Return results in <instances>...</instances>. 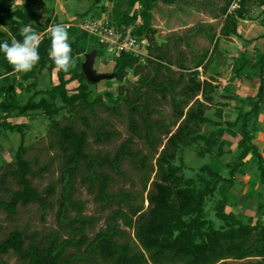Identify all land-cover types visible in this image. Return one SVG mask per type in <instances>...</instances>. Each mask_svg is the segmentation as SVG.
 <instances>
[{
  "label": "trees",
  "instance_id": "obj_1",
  "mask_svg": "<svg viewBox=\"0 0 264 264\" xmlns=\"http://www.w3.org/2000/svg\"><path fill=\"white\" fill-rule=\"evenodd\" d=\"M33 1L26 0L23 6L15 10L5 3L0 4V26L8 29L0 30V41L11 43L12 39L21 40L20 29L28 24L38 34L49 29L50 19L42 26L37 25L39 16L32 7ZM156 1L131 0L132 8L140 5L143 11H136L131 16L123 13L125 22L119 25L135 26L142 19L143 24L134 30V35L139 38L145 36ZM227 1L222 10L225 25L220 37L237 34L239 19L244 18L246 5L254 0H242L240 9L232 14L229 9L234 0ZM68 29L69 36H76V41L71 44L72 57L86 53L78 45L90 35L84 31L78 33L75 27ZM218 39L216 35L210 36L213 51L198 55L192 61L195 64L193 68L186 65L183 54L175 61L170 46L160 45L155 38V43L152 41L148 49L150 59L147 64H142L139 57L130 53H122L116 58L118 81L123 82L130 70L139 80L131 90L125 86L120 88L119 94H126L123 101L130 136L114 153L91 151L89 139L93 136L97 145L120 139V132L114 130L109 121L100 119L96 108L99 106L112 116H120L122 106H107L102 95L91 101L90 83L84 75L82 64L79 70L72 71L71 78L67 80V72L57 67L49 55L51 35L39 41L40 58L33 69L23 72L24 80L35 79L31 87L26 88L29 96L25 99L20 100L17 94L13 66L0 53V94L3 96L0 102V137L9 132L18 133L21 137L15 163L0 168V216L5 214L13 222L21 207L38 205L44 218L53 208L52 201L61 188L57 201L58 229L41 235L29 232L28 227H15L0 242V264H8L5 257L11 253L20 264H264L262 209L256 214L258 218L248 216L247 222H243L235 213L226 212L230 201L223 196L217 199L214 208L216 216L225 222L226 228L217 229L206 215L208 201L218 193L225 194L235 185L237 173L249 155L258 159L264 186V159L252 142L254 136L247 121L249 116L259 113L264 92L263 74L253 109L247 113L240 112L237 121L225 123L226 127L234 128L241 119L244 121L239 155L237 162L230 167V177L224 178L213 168L204 167L201 171L210 180L200 174L197 179H187L183 161L180 166L176 164L181 149H190L201 143L205 147L200 150V155L212 153L215 148H218V156L224 155V143L220 141L222 123L216 124L219 129L212 134L202 133L203 127L212 122L207 112L213 104L217 85L214 80L201 81L200 69H203V73L209 70L213 54L219 47ZM152 45H156L155 48ZM260 64L264 65V56ZM244 69L243 64L237 76H241ZM45 70L49 73L58 70L59 83L51 90L37 91L39 76ZM74 81L86 83L80 86L77 93L70 95L68 86ZM107 96L112 98L114 95L109 93ZM59 103L63 106L59 107ZM165 104L172 108L170 122L156 118L163 114ZM66 108H70V114L75 118L62 124L56 120V116ZM37 112H43L50 119L48 150L55 151L54 160L60 162L59 180L44 191L34 187L32 177H41L49 171L51 163L36 172L32 161L26 158L31 149L25 146L29 126L15 125L9 121L12 114L32 116ZM218 116L222 117L221 110ZM79 124L84 129H80ZM139 142L146 145L148 152L138 148ZM35 164L40 165L39 160ZM126 164L140 175L142 192L123 188L113 191L118 177L127 176L124 170ZM78 183L87 188L103 210H111L106 227L93 238L87 235V230L94 226L96 220L83 216L84 205L75 199ZM223 184L225 189L219 190ZM146 200L149 203L147 208ZM73 212L77 214L75 217L72 216ZM121 223L124 228L134 231L135 239ZM2 232L0 225V235Z\"/></svg>",
  "mask_w": 264,
  "mask_h": 264
},
{
  "label": "rangeland",
  "instance_id": "obj_2",
  "mask_svg": "<svg viewBox=\"0 0 264 264\" xmlns=\"http://www.w3.org/2000/svg\"><path fill=\"white\" fill-rule=\"evenodd\" d=\"M1 1V0H0ZM41 4H36L35 7L38 9L43 8V6H48L49 4V12L48 19L51 22H54L53 26L56 24H65L69 27L77 26L78 33L81 34L83 30L79 27L82 26L86 20L92 19V17L97 14L98 16H102L99 10L97 9L98 1L97 0H39ZM121 1V0H120ZM126 0H122L119 2L117 0V5H121L119 11L116 8L114 10L113 17H115V22L117 24H121V22H125V17L123 12H132L135 8L137 12H142L143 9L140 5L131 8L130 0L127 1L128 4H125ZM237 4L235 5V2ZM10 5L8 7L12 10H15L22 5L25 4L26 0H8ZM54 2L53 4H51ZM59 3L56 5V3ZM110 0H105L103 4L109 3ZM119 2V3H118ZM227 0H157L154 4L152 10V20L150 21L148 28L149 31L147 34L141 38L138 37L139 43L141 47L144 49V56H140L139 60L142 64H147L150 59V53L148 49L150 48L151 44L156 41L164 46L165 44L170 46L171 49V56L172 58L177 61L180 54H183V57L186 58V65L190 68L195 66L192 61L198 57V55L204 52H212L214 49V44L210 40L211 35H216L219 37L218 39V46L221 45V42L225 44L223 37H220L221 30L225 25V15H223V9L228 4ZM242 0H234L230 5L229 13H235L241 7ZM44 3V4H43ZM253 3H248L246 5V10L251 9ZM59 5H61L66 14L64 16L62 11L59 9ZM96 5V6H95ZM125 5V6H124ZM124 6V7H123ZM232 6L236 7V10H233ZM239 6V7H237ZM36 8V9H37ZM53 10L57 11V18H54V15L51 13L54 12ZM134 10V11H135ZM120 15H117V14ZM55 20V21H53ZM101 20V19H100ZM68 21V22H67ZM44 22H38V26L44 25ZM71 22V23H69ZM143 24L142 19L138 21L135 25V29L138 26ZM134 29V30H135ZM86 33V32H85ZM40 36V35H39ZM182 40V41H181ZM223 40V41H222ZM76 41V36H70V42ZM153 41V42H152ZM83 47L86 50V54L76 55L73 58V63L70 65L68 70L66 71V79L69 80L72 76L73 70H79L80 64L86 61V55L92 53L95 49L98 50V57L95 60L94 70L97 74H109L117 76L116 73V51H111L101 45L96 37L90 36L87 40L78 45V47ZM156 45H152V48H155ZM177 47V48H176ZM219 48V47H218ZM109 50V51H108ZM178 51L180 53H178ZM216 50L213 54V62L216 56ZM199 53V54H196ZM211 64V65H212ZM22 73V72H20ZM18 74L19 78L16 81V85L26 86V88L31 87V83L33 80L25 81L22 77V74ZM204 74L209 75L208 73H203V69H200V80L203 81ZM139 80V77L135 76L134 71H128V75L123 82L117 80V78L111 80H104L99 84H91L88 85L89 90L92 93L91 101L95 100L97 96L102 95L105 100V104L107 106H122V114L120 116H112L109 112H106L105 109L101 107H97L96 111L99 115L100 119H105L110 122L113 126L114 130L120 132L121 137L118 140L110 144L105 145H97L94 142L93 136L90 137V150L93 152H112L114 153L118 147L130 136L128 130V117L126 106L124 105L123 99L125 98L126 94H119L120 88L125 86L131 90L133 85H135ZM88 81V80H87ZM24 83V85H23ZM59 83L58 78V70H55L53 73H49L48 70L42 72L39 76L38 80V87L37 91H48L53 88L56 84ZM86 82L81 81H74L68 86V91L70 95H73L79 91V88L82 84ZM24 89L25 91L27 89ZM18 92L21 97H24L26 94L24 93L22 88H18ZM35 90V89H33ZM33 92V91H32ZM112 93L114 96L109 98L107 94ZM57 107V105L55 104ZM63 104L59 103V107H62ZM163 114L161 116H156V118L166 119L167 121H172V108L169 104H165L162 107ZM74 115L70 114V108H66L63 110L58 116H56V120H59L62 124H67L68 122L72 121L75 117ZM10 122L12 124H26L29 126V130L26 132V141L25 146L31 148L29 152L26 154V158L32 161V164L35 168L36 172H40L42 168L46 166V164H50L49 171L44 172L41 177L35 176L32 177L33 185L39 191H44L48 188L51 184L56 183L60 178V162L58 160H54L56 152L49 151V124L50 119L49 117L44 114L43 112H37L32 116H15V118L11 119ZM80 129H84L82 124L78 125ZM175 130V129H174ZM259 131V132H258ZM262 130H257L255 134L259 136V133ZM254 135V134H253ZM9 136V137H8ZM8 137V140H5ZM237 136L233 135L230 140L233 144L237 142ZM4 140V141H3ZM1 141L0 145V168L6 166L8 164L15 163V154L21 144V137L18 133H7L5 137ZM253 142V141H252ZM138 148L146 150V145L143 142H139ZM163 150V147L160 148V152ZM146 152H148L146 150ZM226 155V154H225ZM223 161H219L216 159L215 155L206 156L200 155L199 152H196L193 148H183L179 151V157L176 161L178 166L181 165V161L186 166L184 171L187 179H197L198 174H200L204 179L210 180L207 174L202 173V168L209 167L215 169L217 172L219 171L222 176L225 178L230 177V167L227 165L226 160L229 159V155L224 157ZM39 160L40 165L35 164V162ZM124 170L127 173V176L124 178L117 179L116 183H114L113 191L116 192L119 189H125L127 191L142 192V179L138 172H136L129 164L124 166ZM251 177L256 179L257 182H261V173L258 169V166L252 168L250 172ZM154 176L152 177V181ZM262 184V183H261ZM151 188V184L149 189ZM257 190L254 195L251 197L248 207L246 210H239L234 207H230L227 212L233 211L235 212L238 217H241L243 222H247L248 216H254L255 214L252 212L256 203L259 205L263 200L262 192L263 189ZM246 191H248L246 189ZM246 192H240L239 190H233L230 194L231 197H235L233 199H238L240 196H244ZM61 194V188L57 190L56 196L53 199V208H50L48 213L44 218H42L40 208L38 205H29L28 207H21L19 209V214L12 222L10 221L5 214L0 216V225L3 228V232L0 235V242L17 226L21 228H29V232H38L41 235H45L48 232L54 231L58 229V220L57 214L59 211V206L57 201ZM147 194H145V198H147ZM221 196H217L215 199H210L206 206V215L209 221L214 222L215 227L217 229H225L226 225L225 222L219 220L216 216L215 210V202H218L217 199ZM76 200L80 201L84 205L83 216L87 218H93L96 220L93 227L88 228L87 235L90 238H93L101 229L106 227V219L111 214V210H103L101 206L95 202V197L91 195L87 188L82 186L80 183L77 185V194L75 197ZM220 200V199H219ZM215 201V202H214ZM232 201V200H231ZM252 201V202H251ZM234 202V201H233ZM232 203V202H230ZM233 204V203H232ZM253 204V205H252ZM149 203L147 200L145 201V207L147 208ZM77 214L75 212L72 213V216L75 217ZM258 218V217H256ZM122 224V223H121ZM122 227L124 228L123 224ZM133 238H134V231L131 229L124 228ZM135 239V238H134ZM5 260L8 264H20L17 257L11 253L5 257Z\"/></svg>",
  "mask_w": 264,
  "mask_h": 264
},
{
  "label": "crops",
  "instance_id": "obj_3",
  "mask_svg": "<svg viewBox=\"0 0 264 264\" xmlns=\"http://www.w3.org/2000/svg\"><path fill=\"white\" fill-rule=\"evenodd\" d=\"M97 1V7L100 4L97 9L100 13L101 11H103V13L101 14L102 16H98L99 14H97L96 16L94 15L92 19L103 20L106 18H112L115 21V17H113L114 10L116 11V8L121 6L117 5V0H110V2L106 3V5L103 4L102 0ZM127 1L129 0H126L125 4H128ZM119 2H122V0H119ZM2 3H5L7 6L10 5L8 0H1L0 4ZM35 3L41 4V1L34 0L32 2V7L35 9L36 14L39 16L38 22L48 21V15L50 14V4L48 6H43V8L38 9V6L35 7ZM53 3L54 2H52L51 4ZM57 4L59 3L57 2L56 5ZM59 9L63 13L62 16H64L66 14L64 8L59 5ZM117 10L119 11V8H117ZM134 10L133 13L126 12L127 10H125L123 13H128L131 16L132 14H134V12L137 11ZM53 11L54 12H52L51 14L54 15V18H57V16L59 17L57 11ZM117 15H119V13ZM86 21H89V19ZM53 24L54 22H51L49 29H47L43 33L38 34L39 41L42 40L44 37H49L51 35L50 28L51 26H53ZM74 27L76 28L77 26ZM0 30L7 31L8 29L0 26ZM223 38L225 44L221 42V45L219 46L218 51L216 52L217 54L215 56L214 63L209 67V70L206 72L208 73L210 71V74L206 76L204 74V77H202L204 78V80H214V84L217 85V91L214 96L213 104L211 106V109L207 112V117L211 119L212 122L203 127L202 133L203 135H210L219 129L216 124L222 123L223 131L220 133V141L224 143V155L222 157L218 156V148H215V150L212 153H209V155H215L216 159H218L220 162L225 159V156L229 155L230 158L227 159L226 162L227 165L231 167L237 162L238 159L239 141L242 139V125L244 121L241 119L238 125L234 128L226 127L225 123L235 122L237 121L240 112L247 113L253 109V107L257 103V96L262 84L261 76L262 74L264 76V65L260 64L264 56V0H254L251 9L247 10L244 14V18L239 19L237 34ZM84 41L85 40L82 41V45ZM243 64L245 65V69L241 76H237V71ZM18 74L19 73L16 72L13 76L18 79ZM20 74H22L23 77V72ZM19 87L22 88L24 93L26 94L24 97H21V95L19 94ZM25 88L26 86L22 85L16 86L17 94L19 95L20 100L25 99L29 96L28 93L24 90ZM262 97L263 98L262 102L260 103L259 113L249 116L247 121L252 134H254L253 144L258 148L259 153L264 159V92ZM2 100L3 96L0 94V102ZM219 110L222 111L221 118H219L218 116ZM12 118H15V114L11 115L9 121ZM257 130H262L259 133V136L255 134ZM6 134L7 133H4L0 137V143ZM233 135L237 136L238 138L236 144H233L230 140ZM8 137H6L5 140H8ZM204 147L205 145L201 143L200 145H194L193 149L196 150V152H200V150L204 149ZM255 166H258L259 169L258 159L253 155H249L245 159V165L241 167V169L237 173V180L235 182V185L232 188H229L225 194L220 195L218 193L216 195V197L220 195V198L225 196L230 202L233 203H230L229 207L226 209V212L228 209H231L230 207H234L239 210H246L251 197L257 190H261L260 188L263 189V192L261 193L263 196V201L259 205H257L256 203H254L255 205L252 204L254 206L252 212L255 215L250 217H256V214L259 212L260 209H262V212H264V186L261 184V182L259 183L256 181V179H253L250 174L252 168H254ZM218 173L220 172L218 171ZM223 189H225V184H223L219 188V190ZM246 189L248 191H246ZM233 190H239L240 192L246 193L243 197L240 196L238 199H233L235 197L230 196Z\"/></svg>",
  "mask_w": 264,
  "mask_h": 264
},
{
  "label": "clouds",
  "instance_id": "obj_4",
  "mask_svg": "<svg viewBox=\"0 0 264 264\" xmlns=\"http://www.w3.org/2000/svg\"><path fill=\"white\" fill-rule=\"evenodd\" d=\"M50 33L51 48L49 55L57 67L67 71L73 63L68 26L56 24L51 26ZM20 35L21 40L12 39L11 43L0 41V53L13 66L15 72L26 73L33 69L40 58L38 33L31 24H28L20 29Z\"/></svg>",
  "mask_w": 264,
  "mask_h": 264
},
{
  "label": "built area",
  "instance_id": "obj_5",
  "mask_svg": "<svg viewBox=\"0 0 264 264\" xmlns=\"http://www.w3.org/2000/svg\"><path fill=\"white\" fill-rule=\"evenodd\" d=\"M232 7L233 10H236L235 6ZM79 27L90 36L96 37L98 42L110 51H116L117 58L122 53H130L136 57L144 56V49L141 47L138 37L134 35L135 26L122 27L115 24L112 18H106L103 20L91 19Z\"/></svg>",
  "mask_w": 264,
  "mask_h": 264
},
{
  "label": "water",
  "instance_id": "obj_6",
  "mask_svg": "<svg viewBox=\"0 0 264 264\" xmlns=\"http://www.w3.org/2000/svg\"><path fill=\"white\" fill-rule=\"evenodd\" d=\"M102 1L104 2L105 0ZM97 57H98V50L95 49L92 53L86 55V61L82 65L84 75L86 76L88 82L91 84H99L104 80H111L116 78L115 75L97 74V72L94 70L95 60ZM13 88L14 87H12V89Z\"/></svg>",
  "mask_w": 264,
  "mask_h": 264
}]
</instances>
